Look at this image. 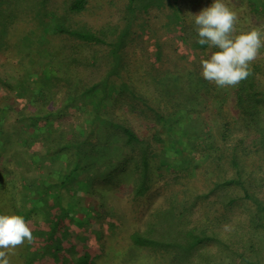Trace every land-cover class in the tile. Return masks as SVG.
Wrapping results in <instances>:
<instances>
[{"label": "rangeland", "instance_id": "obj_1", "mask_svg": "<svg viewBox=\"0 0 264 264\" xmlns=\"http://www.w3.org/2000/svg\"><path fill=\"white\" fill-rule=\"evenodd\" d=\"M71 1L0 0V19L8 21L10 32L5 38H0L6 41L5 48L0 47V106H11L4 117L0 112V124L13 131L6 137L0 126V150L5 151L13 143L9 145L11 147L6 155L19 152L20 157L30 163L21 164V160L16 157V162L8 164L14 171L12 177L4 173L1 176L10 177L9 183L17 179V187L21 188L25 185L21 180L23 176L26 175L28 181H33L41 174L61 169L65 164L66 161L53 159L48 155L47 148L50 145L44 142L43 134L38 136L34 121L44 128L50 125V131L55 129L54 135L64 132L65 140L86 141V150L92 149L99 142V135L94 136L92 129L98 127L97 122H102V117L95 115L94 102L100 99L102 90L94 94L78 92L87 85L106 78H109L108 100L102 101L104 105L110 104L102 110L101 115L132 127L149 142L155 160L164 158L168 164L157 168L151 187L146 193L137 194L132 172L126 171V174L129 173L128 178L118 176L112 183L106 180L112 169L111 156L99 158L97 163L93 156L83 158L84 163H92L90 169L96 168L93 170V184L90 187L89 184L83 186L89 175L86 170L79 173L75 182H68L71 187L62 188L61 199L63 205L69 208L71 216L69 225L66 221L48 239L38 240L40 242L36 250L39 252L32 253L33 264H79L80 255L76 244L82 242L90 247L106 248L100 251L101 255H90V259H97L96 264H167L160 256L151 254L149 247L144 248V252H141L143 248L140 249L139 253L137 249L124 250L128 247L129 235L137 229L147 230L162 206H174L178 214L184 211V220L188 219L191 225L195 222L207 224L210 227L208 233L214 232L217 237L233 235L235 240L241 236L257 239L264 236V228L256 227L252 219L256 205L246 195L247 190L264 201V157L252 155L243 159L249 175L246 184L248 189L218 187L220 179L237 176L230 163V153L237 146L239 138L254 134V131L245 126L244 119L238 112L233 88H221L212 83L214 86L211 97L202 94L199 99H192L191 104L195 110L188 112L187 108H183L186 107L183 103L179 104L177 98L172 97L171 92L169 95V90L164 91L165 87L161 88L159 84V79L165 78L178 91V100H182L184 96L179 93L186 94L190 86L192 87L191 82L195 78L192 71L202 73L201 61L209 58L213 49L208 47L207 56H204L200 49H194L192 44H187L180 38L181 27L169 22L172 7L154 5L145 9L142 0L137 5V14L134 15L133 29L136 34L124 45L120 63L114 73L112 69L115 64L109 44L112 39L110 32L113 26L120 25L122 28L126 24L129 0H89L86 8L80 12L69 10ZM178 2L186 15L185 34L190 40L199 39L194 16L210 7L215 0ZM224 2L238 14L237 34L252 28H259L264 32V0ZM39 7L44 8L43 11L47 14L45 18L48 29L58 28L60 25L85 27L99 35L101 32L105 33L108 40L94 43L85 42L68 33H42L43 23L36 18L39 16ZM27 32H31V37L21 43L20 33L23 36ZM40 43H44V47ZM254 62L264 64V48ZM45 72L58 73L59 79L55 85L44 90L39 80ZM63 76L70 77L73 84L69 85L63 80ZM178 76H182L181 79ZM125 84L134 88L144 100L141 101L128 92L122 95L121 89ZM25 89L29 90V95L21 94ZM40 90H44V96L34 95ZM30 93L34 96V101L31 100ZM69 95H76L75 99L71 98L69 103L63 101ZM39 108L45 111V116L37 120H19L16 115V109L35 114ZM156 110L164 114L162 123L157 119ZM228 121L231 131L224 135ZM49 133L46 132L47 135ZM210 133L216 136L217 144L221 148L218 152L224 155L222 166L210 165V161L199 150L202 144L200 139ZM159 136L162 141L156 140ZM26 138L33 140V143L26 142ZM179 149L182 152L175 155L173 151ZM139 151L138 147H129L128 150L124 148V152L120 149L118 154L138 157ZM51 152L54 153L53 150ZM69 152L71 158L76 159L75 151ZM34 154L36 156L33 158ZM187 165L190 166V171L185 169ZM13 190L15 189L11 187L6 188V192L0 194V215H34L36 219L29 221L31 229H42L40 225H36L38 221L45 219L37 208L39 198L30 196L25 200L20 195L15 206ZM51 190L50 193L57 191L53 188ZM170 196L175 197L173 203ZM20 199L24 201L21 209H26L25 215L22 211L19 214L16 209L21 206ZM3 203L8 210L1 208ZM98 227L102 235L96 239ZM48 229L45 227V231ZM72 238H76L77 243H72L73 240L67 241ZM26 244L27 242L14 250V254L10 256L11 264H26L29 251ZM207 244L205 251L208 249L213 252L221 248L216 241ZM222 250L228 252L224 248ZM44 252L47 254L44 255ZM225 252L223 264H232L231 259L225 258Z\"/></svg>", "mask_w": 264, "mask_h": 264}, {"label": "trees", "instance_id": "obj_2", "mask_svg": "<svg viewBox=\"0 0 264 264\" xmlns=\"http://www.w3.org/2000/svg\"><path fill=\"white\" fill-rule=\"evenodd\" d=\"M88 1L89 0H72L68 8L71 12H80L86 8ZM141 1L142 0H129L127 8L129 15L127 16L126 24L122 28H120V25H115L112 27V30L110 32L112 39L110 40L109 44H111L110 53L115 64V68L113 67L112 69L114 73H116V67H118L117 65L120 63V58L122 57L124 45L129 41L131 37H134V34H136V30L133 29L135 21L134 15L137 14V5ZM143 1V7L145 9H148L149 7L154 5L160 7L169 5L170 7H172V12L169 13V22L175 23L179 27H181L179 32L180 38L184 42H187V44H192V46H194V49H200V51H202L203 53L202 55L207 56L206 52L208 46L200 45L198 43L199 39L194 41L190 40V38L185 34L184 23L186 15L184 13V9L181 7L178 0ZM42 7H39V16L36 17L37 19H40L43 23L42 33H68L69 35L81 39L85 42L94 43H104L106 42V40H108V37L106 38L105 33L101 32V35H99L98 32H95L92 29L85 27L60 25L58 28L48 29V27L46 26L47 23L45 18L47 14L45 11H43L44 8ZM7 22V20L3 21V19H0V38H5L7 34L10 33L7 27ZM20 35L21 39L19 40L22 43L24 40H27L29 37H31V32L24 33L23 36L20 33ZM5 42V40L0 39L1 48H5ZM20 42L19 44H21ZM44 43H40V46L44 47ZM35 47L38 48V46ZM212 49L213 52L217 50L215 48ZM251 68L252 74L247 79L243 80L237 86L232 88L234 91L238 112L240 113L241 118L244 119L245 126L249 130L254 131V134H247L244 137L239 138L237 146L230 153V163L232 164V167L236 170L237 176L230 178L225 177L224 179H220L218 187H242L248 189L246 184L249 181V175L248 173H246V168L242 161L245 157L252 155H259L264 157V64L262 62H253ZM192 74L195 75V78H193L191 82L192 87L190 86L186 94L179 93L184 96L182 100H178L179 96L176 95L178 91L176 90V88L171 87L170 82H168L165 78L159 79V84H161V88L165 87V89L163 88L164 91L168 89L169 91L167 92H169V95L171 92V96L177 98L176 100L179 104L183 103L186 106L183 108H187L188 112L195 110L193 104H191L192 99H199L202 94L211 97L213 92L211 90L214 86L212 83L205 80L199 71L194 70L192 71ZM181 77L182 76H178V78L180 79ZM58 79V73L50 74L45 72L42 74L41 79L39 80V82H41L42 84V86H40L45 90L47 88H50L51 85H55ZM63 80H66L69 85L73 84L72 79L70 77L63 76ZM108 84L109 78H106L98 82H93L92 84L87 85L85 88L79 90L78 92V94H94L95 92L99 93V90H102L100 99H98L97 102H94L96 104L94 108L96 111L95 115H100V117H102V122H97L96 126L98 127H96V129H92V134L94 136L99 135V142L95 143L92 149L88 148L86 150V141L76 142L73 139L65 140V138H63L64 132H58L57 135H54L53 133L55 132V129H51L50 131V128H48L50 125H48L47 128H44L42 126H39L37 121H34L33 125L35 127L36 133L38 134V136L40 134H43L44 142L50 145L47 148L48 155H51L53 159H61L62 161H66L65 164L62 165L61 169H56L54 170V172L50 171L45 175L41 174L40 176L33 179V181H28L29 178L25 175L21 178L22 184L24 183L25 185L19 188L17 187V179H13L10 183L8 181V178L12 177V174L14 172L12 167H10L8 164L13 161L16 162V157L21 160V164H27L28 161H25L23 158H21L19 152H15L11 155H6L7 150L11 147L9 145L13 143H10L6 147L5 151L0 150V194L3 195L6 192V188H14L15 190L12 191V196L15 200L13 202L15 206L18 203L17 197L20 195L22 197H25V200L30 196V198L37 196V198H39L37 208L40 210V213H42L45 218L42 221H38V224H36L40 225L42 229L35 231V229L33 228L32 230L33 236L35 237L34 241L31 244H26L27 249H29L26 258V264H33L32 253L39 252V250H36L38 248V243L40 242L38 241L39 239H48V237H50L49 235H52V233L56 231L57 227L62 223L64 225L66 221L67 225H69V220L71 216L69 208L63 205L61 199L62 188H64L65 186L67 188L71 187L68 182H75L74 180L78 178L79 173H83L86 170L89 171L87 172L89 173V175H87V178L85 179V184L83 186L89 184L90 187L93 184V170H96V168L90 169L92 163H84L85 161L83 160V158H92L91 156H93L94 162L97 163V160L99 158H103L108 155L111 156L110 165L112 166V169L108 172L106 180L111 181L110 183H112L114 182V179L116 177L119 176L122 178H128L129 173L132 172V177L135 176L134 181L136 183L135 189L137 191V194L146 193L151 187L150 185L152 183L155 173H157V168L166 165V163L168 164V162H166L164 158L158 161L155 160V157L150 151L149 142L140 135H138L132 127L125 124L124 122L115 121L111 117L104 118V116L101 115L102 110H105V108L110 104L105 103L106 105H104V102L102 101L104 99L108 100ZM97 88L99 89L96 90ZM230 89L231 88H229V90ZM44 90H40L34 95H37V97L39 95L44 96ZM121 90L122 95H125L128 92L139 100H144V97L142 95H139L134 88L132 89L127 84H125ZM27 91L29 90L25 89V91L21 94L29 95ZM71 96L72 95H69L63 101L69 103L71 101L70 99H75L74 96L76 95H73L72 97ZM225 98L226 97H224V99ZM31 100L34 101V96L32 94ZM8 109H11L10 105L8 106V108L0 106V112L3 114V117L8 111ZM16 111V115L17 117H19V120H24L27 118H36L37 120V118L39 119L45 116V111L42 108H39L38 112L36 111L35 114H29L28 112L21 111L20 109H16ZM155 113L158 121L162 123V121L165 119L163 116L164 114L159 112V110H156ZM226 124L228 127L224 129V135H228V131H231L229 130L230 121H228ZM0 126L2 128V133L6 137H9L13 133L12 130H7L8 128H6L5 125L0 124ZM46 132L50 133L47 135ZM156 138L157 141H162V137L159 136ZM26 142H29V144H31L33 143V140L26 138ZM200 142H202V144L200 147L201 149L199 150L204 156V158L207 159L208 162H211H209V164H215L216 167H218L219 165L222 166V159H224V155L223 153L218 152V150H221V148L220 145L217 144L216 136L213 133L207 134L206 136H204V138L200 139ZM0 144H2V142H0ZM129 147L131 149H136L137 147L140 149L138 157H133V155L129 157L126 154L122 155V153L118 154L120 152V149H122L124 152V148L128 150ZM51 150H53L54 153H52ZM69 151H75L76 159L71 158V154L69 155ZM167 151L168 150H166V153L168 154L169 152ZM239 151L241 152L238 153ZM173 152L175 153V155H179V153H181L182 151L179 149L178 151L175 150ZM34 156L36 155L34 154L33 158ZM28 164L30 165V163ZM185 169H188V171H190L191 168L187 165ZM126 171H128L129 173L126 174ZM1 173H4L10 177L6 178L4 176H1ZM122 178L120 180H122ZM121 182H123V180ZM52 188L55 190L57 189V191H53L52 193H50L52 191ZM246 195H248V197L252 199L256 205V209L252 217L253 221L255 222V226L258 228H264V201L254 193H251L247 190ZM173 197L170 196L171 203L174 202L175 197L174 199ZM23 204L24 201L21 200V206L19 205V207L16 209L19 214L22 211L25 215L26 209H21ZM1 208L3 210L9 209L4 203L2 204ZM184 214V211L179 212L178 214L174 210V206L160 207L154 215L155 220L150 223V227L147 230L137 229L135 232H132L129 235L128 247L124 250L134 251L135 249H137L139 253L140 249L143 248L142 251H140L144 252V248L149 247L152 250L151 254L155 253L156 255L160 256L161 260H165L167 264H223L225 251L222 249L224 248L228 251L225 252L227 256L225 258L231 259L232 264H264V236L258 237V239L253 238L252 236L250 238H246V236H241L239 239H235L236 241L233 240V235H229V237L226 238L217 237V234L215 235L214 232L208 233V229L210 227L207 224L195 222L191 225L188 219L184 220ZM24 218L27 222L36 219V217L31 214L27 216L25 215ZM33 227H35V225H33ZM45 227L49 228L48 231H45ZM50 231L51 233H49ZM101 235L102 232L99 231L98 227L95 238L97 239ZM75 236L78 235L76 234ZM235 236H237V234H235ZM75 239L76 238H72L67 241L70 242L73 240L72 243H75ZM212 241L219 242L220 247L222 249L220 248V250L213 252L208 251V249L205 251V246L208 245L207 243H210ZM76 245V249H78L80 255L79 264H96L97 259H90V255L94 253L101 255L102 253L100 251L106 249L105 247H90L88 246V244H85L83 242ZM46 254L47 253L44 252V255Z\"/></svg>", "mask_w": 264, "mask_h": 264}, {"label": "clouds", "instance_id": "obj_3", "mask_svg": "<svg viewBox=\"0 0 264 264\" xmlns=\"http://www.w3.org/2000/svg\"><path fill=\"white\" fill-rule=\"evenodd\" d=\"M238 19L224 0H215L194 16L198 43L217 49L201 61L203 78L217 87H235L247 79L252 74V62L264 48V32L259 28L237 34ZM34 239L23 216L0 215V264H11L14 250Z\"/></svg>", "mask_w": 264, "mask_h": 264}]
</instances>
